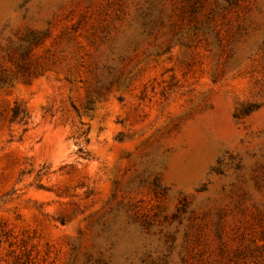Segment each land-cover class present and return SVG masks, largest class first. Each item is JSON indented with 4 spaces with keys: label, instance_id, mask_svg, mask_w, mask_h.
<instances>
[{
    "label": "rangeland",
    "instance_id": "obj_1",
    "mask_svg": "<svg viewBox=\"0 0 264 264\" xmlns=\"http://www.w3.org/2000/svg\"><path fill=\"white\" fill-rule=\"evenodd\" d=\"M0 264H264V0H0Z\"/></svg>",
    "mask_w": 264,
    "mask_h": 264
},
{
    "label": "trees",
    "instance_id": "obj_2",
    "mask_svg": "<svg viewBox=\"0 0 264 264\" xmlns=\"http://www.w3.org/2000/svg\"><path fill=\"white\" fill-rule=\"evenodd\" d=\"M15 115H16V113L14 112V113H13V116H15Z\"/></svg>",
    "mask_w": 264,
    "mask_h": 264
}]
</instances>
